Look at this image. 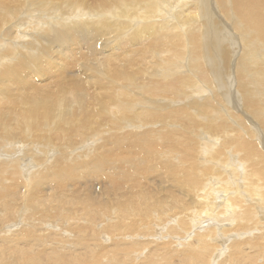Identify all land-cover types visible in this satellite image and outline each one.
Masks as SVG:
<instances>
[{"label": "bare ground", "instance_id": "bare-ground-1", "mask_svg": "<svg viewBox=\"0 0 264 264\" xmlns=\"http://www.w3.org/2000/svg\"><path fill=\"white\" fill-rule=\"evenodd\" d=\"M163 238L264 264V0H0V264Z\"/></svg>", "mask_w": 264, "mask_h": 264}, {"label": "rangeland", "instance_id": "rangeland-1", "mask_svg": "<svg viewBox=\"0 0 264 264\" xmlns=\"http://www.w3.org/2000/svg\"><path fill=\"white\" fill-rule=\"evenodd\" d=\"M237 183L243 184L240 180L233 182L232 184H237ZM218 190H219V192H221V196L224 195V193H225L224 189H218ZM205 200L208 202V204H211L214 201V198L208 196V198H206ZM166 230H167V227L164 229L163 234L166 232ZM164 240H166V239H164V238L163 239H157V240L154 239L150 244H147V245H148L149 249H153V250L157 249L154 252L155 255L160 254V253L166 254L168 256L167 263L181 264L182 259H183V252L181 251L182 245L172 244V243L165 245L162 243ZM250 246L251 245L245 246V248L247 247L245 250L248 249L247 252L252 253V251L254 249L251 250ZM250 250H251V252H250Z\"/></svg>", "mask_w": 264, "mask_h": 264}]
</instances>
